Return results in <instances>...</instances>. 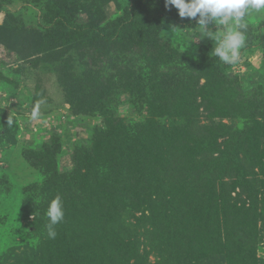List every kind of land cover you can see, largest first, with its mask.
Segmentation results:
<instances>
[{
  "label": "trees",
  "instance_id": "16d2710c",
  "mask_svg": "<svg viewBox=\"0 0 264 264\" xmlns=\"http://www.w3.org/2000/svg\"><path fill=\"white\" fill-rule=\"evenodd\" d=\"M87 1L47 0L44 32L23 24L15 26L7 19L0 25V53L28 50L20 61L41 54L34 59L61 62L58 75L71 88L66 94L76 110L73 114L98 111L105 120L104 130L95 132L89 148L80 144L74 150L72 169L56 172L51 194L52 198L62 196L65 218L55 226L56 237L46 240L43 247L51 262L61 257L79 262L85 259L83 249L102 251L125 245L121 235L124 227H132L129 216L133 211L151 215L155 227L159 210L170 211L172 218L175 213L180 215L178 208L165 201L170 196L164 197L161 189L177 173L179 156L186 159L190 150L203 149L198 139L200 120L210 114V119L240 121L242 133L232 136L245 138L251 122L260 124L256 117L264 106V80L253 93L242 94L237 79L227 75L230 65L207 52L189 62L182 52L162 41L165 24L185 28L196 25L198 18H180L175 8L165 7V0L159 4L130 0L123 15L115 18L111 17L114 13H104L109 0H102V7ZM258 40L264 43L263 33ZM71 51L82 67L79 75L74 74L70 59H64ZM125 95L138 112L146 114L141 123L127 126L116 116V107ZM207 127L205 134L216 133L218 127L231 129L213 121ZM216 138L208 136L204 141L213 147ZM207 169L205 166V173ZM50 200L40 204V213L35 211L43 222L48 220ZM154 205L159 207L156 214ZM243 215L241 227L246 219V213ZM206 221V237L216 241L212 226L217 233L223 230L225 210L209 214ZM220 237L222 242L229 239L224 231ZM57 243L65 246L63 251ZM121 249L132 251L128 246ZM250 252L244 251L241 260L256 261ZM146 256L141 260L146 261Z\"/></svg>",
  "mask_w": 264,
  "mask_h": 264
},
{
  "label": "rangeland",
  "instance_id": "374dc122",
  "mask_svg": "<svg viewBox=\"0 0 264 264\" xmlns=\"http://www.w3.org/2000/svg\"><path fill=\"white\" fill-rule=\"evenodd\" d=\"M117 1L109 0L104 13H114V18L123 15L131 1ZM153 1L159 4L160 0ZM86 3L102 7V0ZM46 6L47 0H0V25L7 19L15 26L23 24L44 32ZM249 21L247 47L227 72L228 77L237 79L242 94L253 93L264 80V43L258 40L259 33L264 34V18L253 15ZM197 27L165 24L161 39L182 52L189 62H195L200 53L213 55L214 47L207 38L191 42ZM15 51L0 53V264H264V106L256 117L260 124L251 122L245 138L232 136L242 133L240 121L210 119V114L200 120L198 139L203 149L198 146L190 150L188 161L179 156L177 173H172L161 189L164 197L170 196L165 201L178 208L180 215L175 213L172 218L170 211L160 212L154 205L153 212L159 210L155 227L151 215L133 211L129 216L132 227H124L121 235L125 245L120 243L114 249L108 246L102 251L83 249L85 259L79 262L64 257L51 262L43 248L50 237L45 229L48 220L38 219L40 204L52 199L56 172L72 169L74 150L89 148L95 132L104 130L105 120L98 111L73 114L76 110L66 94L71 88L58 75L61 62L36 61L34 58L41 54L20 61L29 52ZM65 58L70 59L74 74H81L75 53L71 51ZM41 95L47 103L41 106V118L32 121L31 107ZM116 116L127 126L147 118L126 95L120 98ZM9 120L14 124L9 125ZM212 121L231 129L218 127L216 133L205 134ZM208 136L217 137L213 147L204 141ZM198 164L203 168L198 169ZM222 209L227 221L218 233L212 226L211 234L218 239L211 241L206 237V217L208 220L209 214ZM243 213L246 225L241 227ZM223 231L229 236L227 242L220 237ZM57 245L60 251L65 248L62 243ZM247 249L256 261L247 257L241 260ZM145 256L146 261L141 260Z\"/></svg>",
  "mask_w": 264,
  "mask_h": 264
},
{
  "label": "clouds",
  "instance_id": "9594fccd",
  "mask_svg": "<svg viewBox=\"0 0 264 264\" xmlns=\"http://www.w3.org/2000/svg\"><path fill=\"white\" fill-rule=\"evenodd\" d=\"M169 5L177 10L180 18L198 17V27L192 31L191 42L204 38L212 40L211 53L228 65L238 62L242 50L247 47L249 18L253 15L264 18V0H165V7ZM46 103L42 95L35 101L30 111L32 121L41 118V106ZM8 124H14V120H9ZM46 216L48 235L54 239L57 235L55 226L65 218L60 194L48 202Z\"/></svg>",
  "mask_w": 264,
  "mask_h": 264
}]
</instances>
